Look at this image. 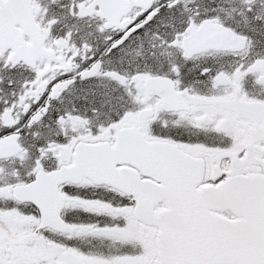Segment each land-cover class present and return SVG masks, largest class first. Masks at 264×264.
I'll return each instance as SVG.
<instances>
[{
  "label": "snow or ice",
  "instance_id": "snow-or-ice-1",
  "mask_svg": "<svg viewBox=\"0 0 264 264\" xmlns=\"http://www.w3.org/2000/svg\"><path fill=\"white\" fill-rule=\"evenodd\" d=\"M0 264H264V0H0Z\"/></svg>",
  "mask_w": 264,
  "mask_h": 264
}]
</instances>
